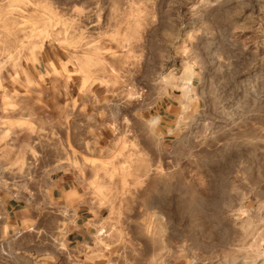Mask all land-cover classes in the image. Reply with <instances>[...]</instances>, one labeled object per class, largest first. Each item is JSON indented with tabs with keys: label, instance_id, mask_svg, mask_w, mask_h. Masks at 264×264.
<instances>
[{
	"label": "rangeland",
	"instance_id": "374dc122",
	"mask_svg": "<svg viewBox=\"0 0 264 264\" xmlns=\"http://www.w3.org/2000/svg\"><path fill=\"white\" fill-rule=\"evenodd\" d=\"M57 179L60 264H264V0H0V264Z\"/></svg>",
	"mask_w": 264,
	"mask_h": 264
},
{
	"label": "crops",
	"instance_id": "0c3cea01",
	"mask_svg": "<svg viewBox=\"0 0 264 264\" xmlns=\"http://www.w3.org/2000/svg\"><path fill=\"white\" fill-rule=\"evenodd\" d=\"M54 182L55 185L50 196L54 205L49 208L41 206L19 208V204L14 201L7 204L4 218L9 223L10 235L13 238L9 241L10 244H13L8 251L16 255L24 254L26 260H22L21 263L18 261L20 259L15 258L14 260L9 256L13 264H60L59 260L52 257L51 253L60 252V249L55 250L53 245L55 244L54 240H57L56 237L61 239L60 232L63 230L64 224H68V228L63 235L62 243L66 244L68 251L74 246L78 247L80 243H86L92 236L91 229L88 227L89 222L93 219L90 217L91 211H85L86 209L78 207V202L75 200L70 202L63 200L68 192V186H70L69 181L57 179ZM56 198L59 201H55ZM33 226L40 227L45 231L48 229L50 233L46 236L48 239L44 238V241L39 242L38 237L32 233L35 232ZM24 227L29 228L24 231L22 230ZM63 261V263L68 262L66 258Z\"/></svg>",
	"mask_w": 264,
	"mask_h": 264
}]
</instances>
